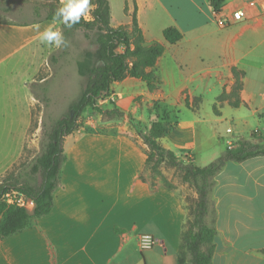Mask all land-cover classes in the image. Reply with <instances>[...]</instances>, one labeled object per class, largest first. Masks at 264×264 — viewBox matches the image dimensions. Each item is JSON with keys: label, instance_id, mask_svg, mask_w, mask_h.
I'll use <instances>...</instances> for the list:
<instances>
[{"label": "crops", "instance_id": "obj_1", "mask_svg": "<svg viewBox=\"0 0 264 264\" xmlns=\"http://www.w3.org/2000/svg\"><path fill=\"white\" fill-rule=\"evenodd\" d=\"M56 1L61 7V0ZM134 5L144 43L157 41L164 47L151 68L158 87L142 94L160 99L166 106L174 98L170 102L190 110L185 97L190 101L200 97L189 89L193 82L200 87L213 79L228 93L235 67L244 73L238 93L241 103L232 107L223 101L215 120H221L224 109L232 107V120L251 127L249 138L237 130L238 138L255 140L253 131L264 133V0H224L220 15L230 17L232 11L242 8L246 16L222 27L207 0H124L123 7L130 6L128 12ZM110 23L122 25L113 24L111 17ZM37 24L42 32L49 25L56 30L57 23H0V69L9 58L20 63L19 74H12L14 70L9 68L11 76H6L0 70L1 78L7 79L0 91V135L20 139L26 134L35 102L29 82L43 64L44 44L34 28ZM168 26L182 33L179 41L169 43L163 38L162 30ZM134 84L146 87L144 81L126 76L110 89L115 88L116 93L118 87ZM169 118L173 123L168 122L171 128L160 144L178 156L190 154L195 163L199 137L194 118L182 121L175 112ZM80 130V135L65 136L67 158L60 185L53 192L51 211L0 240V264H179L181 234L191 219L185 195L178 188L155 186L143 175L146 146L134 129ZM179 186L189 187L196 201L190 184ZM208 198L205 221L216 229L211 264H264V156L228 161L213 177ZM29 205L30 211L32 202ZM141 233L154 237L151 249L140 250Z\"/></svg>", "mask_w": 264, "mask_h": 264}, {"label": "trees", "instance_id": "obj_2", "mask_svg": "<svg viewBox=\"0 0 264 264\" xmlns=\"http://www.w3.org/2000/svg\"><path fill=\"white\" fill-rule=\"evenodd\" d=\"M27 0H0V23L12 24L6 21L5 15L13 4ZM215 13H220L224 0H207ZM91 20L81 19L72 28H96L97 47L94 51L83 50L76 61L77 73L86 77V84L80 94L69 104L67 112L60 118L52 120L45 132L40 152L30 165L20 170L18 179L0 181V240L29 227L33 220L47 215L53 207V192L60 185L61 170L66 161L63 148L65 136L70 135L77 127L78 118L82 111L91 108L107 119L133 117L113 104L110 108H102L98 100L110 95V86L115 81H121L126 76L145 82L149 91L157 89V78L151 68L155 65L164 47L160 42L144 43L143 33L138 26L136 6L131 12L130 28L122 25L112 26L110 23L109 0H93ZM37 13L45 10V15L38 21L53 20V13L59 6L51 1L34 5ZM31 23L21 24L28 25ZM63 30L66 28L61 24ZM163 38L169 43H175L182 38V33L173 26L162 30ZM231 72L234 83L230 92L224 90L217 96L216 102L228 101L232 107L241 103L239 91L242 88L241 78L244 73L233 67ZM32 91V89H31ZM196 105L192 108L186 96L184 104L196 111L200 97L193 98ZM214 114H219L216 103L213 105ZM170 118L167 115L159 118L157 111H149V124L146 132L137 130V134L146 146L145 166L158 173L159 166L165 163L180 172L182 182L190 184L196 194L193 216L185 225L181 234L178 250L179 264H211L213 239L216 229L209 226L205 218L208 214L209 190L213 177L228 161L241 162L254 156H264V133L256 136L255 140L237 138L231 145H226L224 151L209 163L199 166L192 157L176 155L159 142L170 130ZM45 123H43L44 126ZM17 190L23 194L26 202H32L31 210L25 205L8 203L5 193Z\"/></svg>", "mask_w": 264, "mask_h": 264}, {"label": "rangeland", "instance_id": "obj_3", "mask_svg": "<svg viewBox=\"0 0 264 264\" xmlns=\"http://www.w3.org/2000/svg\"><path fill=\"white\" fill-rule=\"evenodd\" d=\"M48 1L57 3L60 7L59 1L55 2V0L17 2L12 5L11 10L5 15L6 21L12 23V25L38 21L45 15V10L39 9V13H37L34 5ZM92 1L91 9L93 7ZM123 3L124 0H110V17L113 24H117L118 22L122 26L127 27L128 24H131L132 11L128 12V8L131 10L130 6L128 8L123 7ZM83 19L88 21L92 19L91 10L88 17ZM55 29L63 32L68 41V46L56 48L44 44L41 58L43 64L40 70L33 76L31 82H29V88L30 90L32 89L31 92L33 93L35 102L30 108V121L26 134L20 139L17 136L7 137L0 135V181L18 179V172L30 165L34 157L40 152L43 136L49 128L51 121L62 117L67 112L69 104L85 87L86 77L77 73L76 61L82 55L83 50L94 51L96 49L98 30L94 27L91 29L78 27L63 30L60 23L56 24ZM19 66L20 63H15V58H9L2 63L1 67L4 69L0 70L4 71L6 76H11L7 72V69L10 68L14 70L12 74L16 75L19 74ZM6 83L7 79H2L0 76V91L4 89ZM111 89L110 95L99 99L98 104L102 108H110L113 104L117 107L121 106L122 109H125L126 113L133 117V120L116 117L107 119L97 111L86 108L78 118L76 129L70 135H80L82 133L81 127H94L96 129L105 126H121L134 129L136 132L137 130L146 132L149 124V111L154 112L156 110L159 118L164 115L170 117V113L175 112L178 119L182 121L187 122L192 117L195 120L194 126L199 141L194 155L195 163L200 166L217 158L224 151L226 143L229 145L228 141L233 144L238 138L236 135L237 130H240L244 137L249 138L251 127L239 125L234 119L232 120L235 117L233 114L235 110L232 107H226L224 109V117L221 120H215L213 105L216 103L217 110L222 106L223 102L217 103L216 98L221 90H225V87L221 89L219 83L213 79L205 80L200 87H197L195 82L190 85L189 89L193 96L201 97L198 105L199 109L195 112L184 108L183 105L170 102V100L174 101V98H169V101H167L169 106H166L161 103L160 99H152L149 95L142 94L147 91L144 84L118 87L116 93L114 91L115 88L112 87ZM119 93H121V96ZM133 96L135 97L131 100ZM193 98H191L190 103L191 107L195 108L196 103ZM43 123H45L44 126ZM170 123H173V121ZM227 128H231L232 131L229 132L230 130H227ZM253 133L259 136L257 130L253 131ZM70 135L67 137H70ZM65 139L63 140L64 151L66 150ZM225 139H228V141ZM18 142H20L19 151H16ZM190 158V154L185 155V161ZM8 161H10L9 164L7 163ZM158 169L159 172L155 173L146 166L143 175L155 186L163 185L167 188H178V191L183 196L185 195L188 208L192 210L195 202L191 197L189 187L179 186L180 184H185L180 178V172L165 163L160 164ZM29 207L30 205L27 206L28 209ZM191 210L189 211L192 218L193 212ZM139 260L143 261L140 252Z\"/></svg>", "mask_w": 264, "mask_h": 264}, {"label": "clouds", "instance_id": "obj_4", "mask_svg": "<svg viewBox=\"0 0 264 264\" xmlns=\"http://www.w3.org/2000/svg\"><path fill=\"white\" fill-rule=\"evenodd\" d=\"M62 6L53 13V23L63 24L65 28H72L79 24L82 17L87 18L91 10V0H61ZM42 44L56 48L67 47L68 41L60 30H54L49 25L42 32L40 25H34Z\"/></svg>", "mask_w": 264, "mask_h": 264}, {"label": "built area", "instance_id": "obj_5", "mask_svg": "<svg viewBox=\"0 0 264 264\" xmlns=\"http://www.w3.org/2000/svg\"><path fill=\"white\" fill-rule=\"evenodd\" d=\"M249 4H253L249 2ZM246 16V12L242 8L235 9L232 11L230 17H225L216 13V23L218 26H225L230 21H239ZM228 141V139H227ZM228 144L231 145L232 143L228 141ZM6 202L8 203H15L17 205H25L27 206V202L23 194L19 193L17 190H11L3 196ZM154 237L149 233H141L138 236V245L140 250H148L151 249L154 244Z\"/></svg>", "mask_w": 264, "mask_h": 264}]
</instances>
